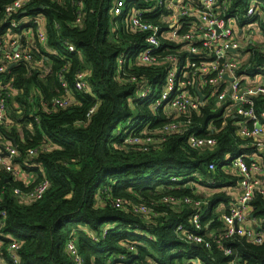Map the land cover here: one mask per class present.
<instances>
[{
  "label": "trees",
  "instance_id": "obj_1",
  "mask_svg": "<svg viewBox=\"0 0 264 264\" xmlns=\"http://www.w3.org/2000/svg\"><path fill=\"white\" fill-rule=\"evenodd\" d=\"M10 1L0 0V35L7 26L3 7ZM115 1L26 0L10 17L20 22L41 15L46 43L38 41L35 28L29 39L21 37L30 60L16 62L8 69L16 92L7 98L12 108L0 125V143L15 145L16 161L25 171L34 172L36 181L46 178L49 187L40 199L25 201L12 189L24 191L31 185L15 182L0 169V209L6 212L0 230L2 248L15 240L19 264H72L64 245L74 228L83 264H114L120 255L129 258L123 241L136 245V254L124 260L127 264H230L234 256L241 264H264V182L254 191L247 218L260 224L261 243L235 236L221 240L222 249L208 239L206 248L187 244L173 233L176 224L187 226L193 209L185 204L176 208L166 205L161 201L163 196L198 198L194 185L203 186L209 193L203 198L206 206L201 223L211 221L209 228H218L217 209L232 201L225 189L238 182L223 168L238 156L248 163L257 150L250 138L237 135L232 124L235 120L222 117V108H214L213 102L184 117V134L169 135L155 148L144 150L125 142L129 130L147 127L155 131L169 117L164 108L153 107L164 83V66H131L129 55L118 69L117 57L142 48L144 34L130 31L112 14ZM125 1L143 9L150 7L142 0ZM250 1L232 0L227 17L235 18L239 26L247 24L250 20L244 14ZM257 2L264 28V0ZM156 16L148 13L147 19L156 23ZM24 27L29 25H20L15 31L20 33ZM66 42L74 46L73 51ZM166 46L178 48L175 44ZM252 50L247 48L251 66L246 71L250 74L258 71L256 66L264 65V54ZM179 55L183 58L185 52ZM81 71L86 72L87 83L82 92L74 88L75 76ZM131 75L138 81H129ZM141 78L153 87L145 98L137 96ZM63 97L70 99L65 107L52 105L54 99ZM254 100L255 109H263L264 98ZM209 124L221 128L214 134L216 146L202 151L190 147L188 134L204 135ZM30 149H37L36 154L28 155ZM211 161L215 162L212 173L207 171ZM108 195L111 203L106 200ZM115 198H121L125 207L115 208ZM131 203L147 204L157 216H141L130 209ZM224 249H230L231 254H225Z\"/></svg>",
  "mask_w": 264,
  "mask_h": 264
},
{
  "label": "built area",
  "instance_id": "obj_2",
  "mask_svg": "<svg viewBox=\"0 0 264 264\" xmlns=\"http://www.w3.org/2000/svg\"><path fill=\"white\" fill-rule=\"evenodd\" d=\"M143 3L150 4L149 9H143L136 5H128L125 0H116L112 14L120 18L124 26L130 31L144 34L143 47L134 53L132 49L117 57V66L121 70L127 57L132 55L131 66L134 64H144L149 67L164 66V83L158 97L153 102V107L164 108V113L169 120L158 126L155 131L143 127L138 131L129 130L125 142L141 146L144 150L157 147L163 140L172 134H184L187 131V120L191 112H196L203 105L213 102L214 108H222V117H231L236 127V133L242 139L250 138L251 144L256 148V153L249 156L250 161H244L243 156H238L230 161L228 167L235 172L238 177L239 193L236 199L219 215L220 227L209 228L211 221L201 223L206 202L201 198L190 196L175 197L165 195L161 201L166 205L178 207L185 204L193 209L188 217V224H176L173 228L175 236L187 243L198 244L209 247L208 239L213 240L216 245H220L221 240H231L235 236H246L254 243H261L263 235L258 231L260 224L252 220L255 228L248 229L244 226L248 218L249 203L253 198L254 191L258 189L260 181L253 173L257 172L261 165L264 166V143L259 137L264 135V107L260 111L255 109V97L264 98V65L257 66L258 70L254 74L246 71L251 66L248 61V53L241 60L243 46L236 38V20L227 17V9L232 0H142ZM26 0H11L3 7V14L6 17V30L0 35V125L7 119L8 103L7 98L15 94L9 75V67L19 61H29L27 46L22 43L21 37L28 38L32 28L38 41L44 45L46 34L43 17L41 15L31 16L20 22L10 19L13 13L20 10ZM157 14L156 23L147 19V15ZM244 17L250 21L243 25L248 34L250 30H256V35L262 36L261 42L250 44L252 51L264 54V28L261 26V10L257 0H251L247 5ZM235 23V25H234ZM20 25H29L17 33ZM245 34V36L247 35ZM245 41V39H244ZM166 44L178 45L176 49H171ZM68 50L73 51L74 46L65 43ZM185 52L183 58L179 53ZM248 61V62H247ZM129 66V65H128ZM130 67V66H129ZM227 74L229 80L224 78ZM129 81H138L135 75H131ZM138 83L139 98H145L153 90L152 85L144 79ZM65 86V84H63ZM74 88L78 91L87 89L86 72H78L74 79ZM200 91L204 96L200 101L196 91ZM70 102L68 97L57 98L52 101V105L65 107ZM167 109V111H166ZM221 128H216L212 124L206 126V134L196 135L189 133L187 143L196 150H212L216 146V134ZM263 152L261 154L260 150ZM37 149H30L28 155L36 154ZM259 154V155H258ZM18 151L15 145L0 144V169L11 175L12 180L21 182L28 190L22 191L14 187L12 192L19 198L40 199L49 187V181L41 178L36 181L24 180L21 162L16 161ZM27 165V163H26ZM215 169V162L207 164V171L212 173ZM195 177L199 178L198 175ZM210 178H212L210 176ZM174 180V178H172ZM262 193H264L262 191ZM107 195V193H106ZM110 201V197L106 199ZM111 203V201H110ZM115 208H124L125 204L121 198L113 200ZM130 209L141 216H157L151 206L144 203H131ZM6 212L0 209V230L5 222ZM255 229V230H254ZM105 229L102 234L105 233ZM149 240L153 236L146 232L138 231ZM1 236V234H0ZM76 230L70 231L65 242V250L72 261V264H83L76 243ZM7 238V237H6ZM129 258L125 255L116 257L114 264H127L124 260H130L136 254V245L123 241ZM0 264H19L18 243L9 240L5 248H2L0 240ZM222 249V246H221ZM230 249H224V253L231 254ZM148 264H154L150 261ZM194 264H201L194 261ZM230 264H241L240 258L234 256Z\"/></svg>",
  "mask_w": 264,
  "mask_h": 264
},
{
  "label": "crops",
  "instance_id": "obj_3",
  "mask_svg": "<svg viewBox=\"0 0 264 264\" xmlns=\"http://www.w3.org/2000/svg\"><path fill=\"white\" fill-rule=\"evenodd\" d=\"M259 7H260V5H259ZM260 10H261V8H260ZM263 17V13H262V10H261V18ZM237 24V23H236ZM234 25H235V23H234ZM258 27H261V26H259V25H257L256 26V28H258ZM245 31H247L245 28H243V25L242 26H239L238 24H237V26H236V30H235V32H236V38H237V40H239L240 41V43L243 45V46H245V44L246 45H248V47L247 48H249L250 47V44L251 43H257V42H261V40L263 39L262 38V36H260V35H256L255 33H257L256 32V30H250V31H248V34H247V32H245ZM245 34H247L246 36H245ZM30 38V37H29ZM28 38V39H29ZM244 39H245V41H244ZM251 39H253V41L251 40ZM254 43V44H255ZM247 48L245 49V51L247 52ZM244 51V50H243ZM248 61H249V59H248ZM247 61V62H248ZM257 67V66H256ZM16 106V105H15ZM0 140L2 141V139H1V135H0ZM259 140L260 141H262L263 143H264V135H262V136H260L259 137ZM0 141V142H1ZM0 144H2V143H0ZM260 150V153L259 154H261L262 152H263V150L262 149H259ZM258 154V155H259ZM223 170H224V172L225 173H228V174H231V175H235V172H233L232 170H231V168H230V166L228 167V166H226V167H224L223 168ZM254 174V176L260 181V183H259V188H261L262 187V183L264 182V166L263 165H261L260 167H259V169L257 170V172H255V173H253ZM23 175H24V177H25V179L24 180H27V181H33L34 180V178H36V175H35V173L34 172H32V171H25V172H23ZM236 176V175H235ZM238 178V177H237ZM225 191L227 192V194L228 195H230L231 196V198H232V201H231V203L236 199V197H237V194L239 193V187H238V182H237V184L235 185V187H232V188H230V187H227V189H225ZM193 193L195 194V195H197L198 196V198H201V199H203L208 193H209V190L208 189H206V188H204L203 186H200V185H194V191H193ZM23 200L25 199V201L27 200L26 198H22ZM230 205V204H229ZM227 207H228V205H227ZM227 207H224V206H219V208L217 209V214L218 215H220ZM244 226L246 227V228H248V229H250V228H255L256 229V227L253 225V222L250 220V219H247V221L244 223ZM0 251H1V247H0ZM1 264H6L5 262H2L1 261Z\"/></svg>",
  "mask_w": 264,
  "mask_h": 264
},
{
  "label": "rangeland",
  "instance_id": "obj_4",
  "mask_svg": "<svg viewBox=\"0 0 264 264\" xmlns=\"http://www.w3.org/2000/svg\"><path fill=\"white\" fill-rule=\"evenodd\" d=\"M244 49H246V46L242 49V50H244ZM247 54V52H245L243 55L241 54L240 56H241V60L244 62V58L247 56L246 55ZM15 106V105H14ZM8 108H9V111H10V108H12V105H10V107H9V105H8ZM11 110H13V109H11ZM166 111H167V109H166ZM13 114L12 115H14V114H16V113H14V112H12ZM19 114H16V116H18ZM9 117H12V116H10L9 115ZM13 117H15V116H13ZM74 228H72V230H73Z\"/></svg>",
  "mask_w": 264,
  "mask_h": 264
},
{
  "label": "water",
  "instance_id": "obj_5",
  "mask_svg": "<svg viewBox=\"0 0 264 264\" xmlns=\"http://www.w3.org/2000/svg\"><path fill=\"white\" fill-rule=\"evenodd\" d=\"M224 78H227V79H229V80H232L231 78L228 77V75H227L226 73L224 74ZM196 92H197V94H198V96H199L200 101H202L203 98H204V96L201 94L200 91L197 90Z\"/></svg>",
  "mask_w": 264,
  "mask_h": 264
}]
</instances>
